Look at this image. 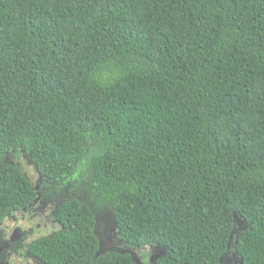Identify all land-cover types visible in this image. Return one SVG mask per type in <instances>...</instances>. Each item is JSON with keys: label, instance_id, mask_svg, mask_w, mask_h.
Listing matches in <instances>:
<instances>
[{"label": "trees", "instance_id": "16d2710c", "mask_svg": "<svg viewBox=\"0 0 264 264\" xmlns=\"http://www.w3.org/2000/svg\"><path fill=\"white\" fill-rule=\"evenodd\" d=\"M49 182L86 164L121 238L157 264H264V0H0V220L35 199L4 156ZM29 247L48 264L96 258V217Z\"/></svg>", "mask_w": 264, "mask_h": 264}, {"label": "flooded vegetation", "instance_id": "af4514ba", "mask_svg": "<svg viewBox=\"0 0 264 264\" xmlns=\"http://www.w3.org/2000/svg\"><path fill=\"white\" fill-rule=\"evenodd\" d=\"M39 180L37 184L30 180L36 193L33 202L21 211L8 214L5 219L0 220V264H48L31 255L29 247L40 239L52 238L65 231L58 213L64 204L74 201L84 203L95 214L94 234L99 241L95 259L110 253H118L129 255L135 264H157L165 257L166 249L163 247L132 246L125 242L120 236L113 211L111 218L105 216L102 213L105 207L96 204L95 198L93 203L89 200L90 198L88 199L89 194H94L91 184L88 185V192L76 190L73 184H65L64 181L49 182L40 174ZM242 228L236 226L235 235L245 232ZM235 253L236 250L231 248L224 257L225 262L239 264Z\"/></svg>", "mask_w": 264, "mask_h": 264}, {"label": "rangeland", "instance_id": "374dc122", "mask_svg": "<svg viewBox=\"0 0 264 264\" xmlns=\"http://www.w3.org/2000/svg\"><path fill=\"white\" fill-rule=\"evenodd\" d=\"M2 161H5L7 163H11L14 165H17L23 172L25 176L29 180H31L34 184H37L39 180V174L35 167L32 165L30 162V159L28 156H25L23 154L16 156H4L1 158ZM65 184H73L74 189L76 190H82V191H88V185L90 184V170H89V164L88 160L86 159V164L77 172V174L73 175L69 179L64 181ZM72 188V189H73ZM71 189V190H72ZM89 192V191H88ZM90 198V199H89ZM88 199L93 203L94 200V194L91 195L89 194ZM104 208V207H103ZM105 216H108L111 218L112 210L110 207H105L102 212ZM108 218V219H110ZM241 224L238 226L236 225L237 228H242V230L246 231L249 228V225L246 224L245 222H240ZM102 227V225L100 226Z\"/></svg>", "mask_w": 264, "mask_h": 264}, {"label": "water", "instance_id": "95a60500", "mask_svg": "<svg viewBox=\"0 0 264 264\" xmlns=\"http://www.w3.org/2000/svg\"><path fill=\"white\" fill-rule=\"evenodd\" d=\"M235 222H236V225L237 224H239L240 222H244L243 220H241L240 218H239V216L238 215H235ZM234 237H235V230H234V232L232 233V236H231V239H230V243H229V251H228V253L230 252V250H231V244H232V242H233V240H234ZM235 250H236V248H235ZM235 257H237L238 259H239V264H244V258L243 257H240L239 256V254L237 253V251H236V253H235ZM225 259V258H224ZM225 264H228V263H226V262H224Z\"/></svg>", "mask_w": 264, "mask_h": 264}]
</instances>
